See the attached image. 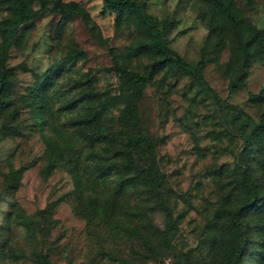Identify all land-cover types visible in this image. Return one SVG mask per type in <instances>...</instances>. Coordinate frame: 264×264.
Instances as JSON below:
<instances>
[{
  "label": "rangeland",
  "instance_id": "rangeland-1",
  "mask_svg": "<svg viewBox=\"0 0 264 264\" xmlns=\"http://www.w3.org/2000/svg\"><path fill=\"white\" fill-rule=\"evenodd\" d=\"M138 1L169 24L172 56L204 63L213 93L175 66L152 68L154 34L130 9L25 0L36 17L17 26L0 2V264H225L243 245L240 264H259L264 213H234L251 203L246 176L264 202V139L243 138L264 122L249 101L264 91V0H226L239 38L202 0ZM130 157L162 186L136 177Z\"/></svg>",
  "mask_w": 264,
  "mask_h": 264
},
{
  "label": "trees",
  "instance_id": "trees-1",
  "mask_svg": "<svg viewBox=\"0 0 264 264\" xmlns=\"http://www.w3.org/2000/svg\"><path fill=\"white\" fill-rule=\"evenodd\" d=\"M2 4H6L11 11L16 13V25L21 26L28 22H30L33 18L36 17V14L31 10L26 9L25 0H1ZM106 4L113 5L116 8H119L120 11L125 9H130L135 16L137 22L146 28H148L153 34L155 38L154 47L161 55L160 59L156 61L152 68L153 69H161L166 66H175L186 74L191 76L196 82H198L202 87H204L207 91L213 93V90L208 86L206 81L203 78V71L205 69L203 62H198L196 65H192L183 61L180 58L174 57L171 55L169 49L166 46L165 38H166V30L169 28V24L167 22L163 23L161 26L158 23H155L151 20L150 16L145 13L146 2L138 1V0H104ZM204 4L210 6L215 14V16L223 17L226 19V27L232 28L234 30V34L237 38H239V26L238 21L236 19L235 14L233 13L231 2L226 0H202ZM5 59H6V50L3 49L0 51V112L5 108V96L9 89V77L10 71L5 69ZM154 72H150L147 75H135L137 81L139 83H149L152 80ZM244 78V74H239L234 80L231 81L229 87V95L234 93L236 89L239 87L240 83ZM249 101L254 105L264 104V91L260 92L257 95H252L249 98ZM221 102V101H220ZM262 136L264 139V122L262 121L259 126L254 127L251 132V135H244V140L247 146L250 144L251 138H259ZM136 146H143L147 149V152L152 155L153 154V142L145 137L140 136L134 138L132 140ZM264 143V142H262ZM127 167H134V172L136 173V177L143 178L147 184L150 186H154V188H160L162 186L161 181L156 180L150 173L149 170H144L138 168V166L132 163L131 157L128 158L126 162ZM253 179V180H252ZM144 181V182H145ZM243 186L247 193L250 195L248 205H244L240 210L234 213L235 217L242 218L246 217L251 212H255V214L264 213V202L260 198V185L258 183V179L249 175L246 176L243 182ZM264 247V244L262 245ZM245 256V245L239 247L237 251L233 255H229L227 257L225 264H240ZM40 264H50L49 257L45 256L40 258ZM259 264H264V253L260 257Z\"/></svg>",
  "mask_w": 264,
  "mask_h": 264
}]
</instances>
